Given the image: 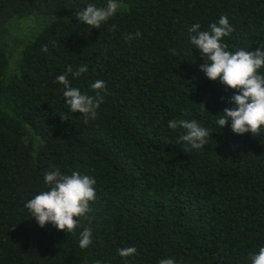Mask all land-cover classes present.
Wrapping results in <instances>:
<instances>
[{
    "label": "trees",
    "instance_id": "obj_1",
    "mask_svg": "<svg viewBox=\"0 0 264 264\" xmlns=\"http://www.w3.org/2000/svg\"><path fill=\"white\" fill-rule=\"evenodd\" d=\"M89 3L107 0H0V264H250L264 246V129L216 125L235 90L206 78L188 29L227 16L228 50L254 52L264 0H122L99 29L76 19ZM69 65L88 67L68 76L82 93L105 81L95 119L65 104ZM172 120L198 121L209 143L192 149ZM53 168L96 180L72 234L25 207Z\"/></svg>",
    "mask_w": 264,
    "mask_h": 264
},
{
    "label": "clouds",
    "instance_id": "obj_2",
    "mask_svg": "<svg viewBox=\"0 0 264 264\" xmlns=\"http://www.w3.org/2000/svg\"><path fill=\"white\" fill-rule=\"evenodd\" d=\"M122 0H107L105 7H97L89 3L85 8L76 13L79 23L99 29L103 23L114 17L123 8ZM234 31L227 16H221L218 21L209 25L208 30H201L199 23H194L188 29L189 42L198 50L205 63L201 65V71L206 78L218 82L226 88L235 90L229 103L233 105L224 109L218 115L216 125L219 128L229 126L236 135L247 133L256 134L264 129V43L253 52L247 49L229 51L228 45L223 42ZM139 36L140 33L135 34ZM47 51V49H43ZM88 71L87 65L73 68L67 66L65 74L57 76V82L64 86L63 97L65 104L73 113H81L85 119H95L97 110L102 103L100 93L105 90L103 80L91 83L90 88L96 95L82 93L77 87H73L68 76L79 78ZM170 129H183L184 134L179 137L192 149L204 148L208 144L210 133L196 120H172L169 121ZM43 182L46 190H41L25 204L39 227L44 228L51 224L59 231H67L72 234L77 227L79 217H86L90 212V202L96 199V180L72 171L71 174L63 173L59 168L45 172ZM75 218V219H74ZM92 230L85 228L79 236V247L88 248L92 243ZM135 247H127L118 250V255L127 258L135 255ZM250 264H264V246L258 252L250 256ZM158 264H177L174 258H162Z\"/></svg>",
    "mask_w": 264,
    "mask_h": 264
}]
</instances>
